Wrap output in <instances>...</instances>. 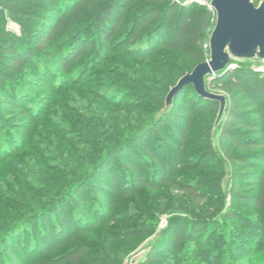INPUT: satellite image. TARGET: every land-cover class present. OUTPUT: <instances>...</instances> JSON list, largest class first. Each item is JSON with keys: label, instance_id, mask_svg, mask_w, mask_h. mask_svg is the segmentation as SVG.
Instances as JSON below:
<instances>
[{"label": "trees", "instance_id": "1", "mask_svg": "<svg viewBox=\"0 0 264 264\" xmlns=\"http://www.w3.org/2000/svg\"><path fill=\"white\" fill-rule=\"evenodd\" d=\"M0 4V90L7 94L3 105L22 112L31 120L34 119V113L21 106V102L27 98L26 95H20V90L12 83L13 79L18 78L13 70L30 64L34 65L36 72L40 74L38 84L44 88L49 86V103L59 97H80L87 99L95 110V114L90 117L84 115L72 117V120L84 130L83 142H86L87 147L82 155V163L76 165L77 169L74 166L68 172L57 169L68 174L67 179L62 181L57 180L56 171L52 169L51 172L54 170V174L50 182L56 186L60 185V189L54 187L50 194L42 197L44 203L34 205V208L24 213V216L16 215L4 225L0 233V249L4 258H0V264H117V261L111 262L104 255H89V248L75 240L76 236L91 233L96 225L105 221L104 210L101 213L103 219L100 218L99 212L93 213L94 219L88 218V215L92 214L89 211L85 212V215L70 213L55 216V219L52 217L48 219V215L56 212L67 197L96 177L116 152L130 148H134V152L127 157L128 161L123 165L125 169L130 170L131 174L126 177L130 180L132 190L129 189V184L122 185L123 176L121 180L119 175H116L118 173L111 172L110 175L103 177V181L98 184V190L93 192V197L99 203L110 193L115 195L120 190L123 196H127L134 194L140 187L154 189L168 187L174 191L190 193L194 198L203 201L204 197L193 189V185L178 183L174 176L176 168L184 163L185 157L182 152L187 147L189 130L194 124L193 109L197 108L198 115L213 111L219 105L213 100L199 96L193 86H185L188 90H193L190 97L189 92L181 96L187 108L186 121L176 123V129L161 136L158 149H153L149 141L142 139L151 134L152 127L163 120L165 115L150 111L146 114L132 112L125 114L124 117L119 111L137 106L129 102L111 103L100 93L88 89L86 83L78 79V76L77 79L64 82L59 79L53 86L49 78L50 76L57 78L58 73L55 75L51 72L52 69H47L46 64L38 59V55L41 58L48 42L57 35L62 34L67 28H75V25L85 20L83 11H90L89 22H92L90 25L97 27L99 36L94 51L97 56L93 63L99 57L105 56L104 60H108L113 53L151 62L161 53L168 51L176 53L188 63V67L180 71L183 74L192 69L194 64L197 65L209 58L208 39L215 24V13L206 6L196 3L187 5L174 0H4L0 1ZM30 4L36 9H28ZM131 7L136 10L128 13ZM4 12H7L9 19L14 21L35 22V27L30 31L33 46L21 43L19 36H10V31L4 26ZM29 14L34 16L31 17ZM88 26L78 29V32L63 43L61 49L58 48L54 55L58 61V70L68 72L72 63L92 51L90 44L82 41L79 44L80 36L85 35ZM117 34L121 37L111 43ZM85 64L87 62L78 68L80 73L88 65ZM102 66L103 63L98 62L91 70L105 67ZM207 78L208 89H220L234 99L219 126L218 143L223 145L225 153L231 155V161L240 169L236 177H240L243 183L240 185L236 182L231 186L233 202H237L238 205L229 209L225 217L239 219L245 226L250 221L241 218L237 210L248 205L258 213V221L261 224L255 226L262 229L260 234L262 237L256 242L261 249H251L252 252H248L251 258L248 256L250 259L247 257L242 261L238 258L236 264H264V73L254 71L249 64H243ZM159 103L162 104L163 100ZM105 108H108L110 113ZM37 118L35 120H38ZM213 119L210 117L208 125H211ZM108 129L113 131L111 135L113 137L107 135ZM164 147L168 150L166 158ZM207 148L201 155L202 161L213 155V147ZM30 151L32 154L29 153L30 156L28 154L27 156L34 161L36 169L40 168L43 163L42 155L34 147ZM145 170L149 176L145 175ZM23 175L13 173L12 184L8 190H13L19 195L33 196L30 193L33 185L22 191L19 189L23 183L30 184ZM37 218L44 222L40 223V228L33 227L25 235H14L17 228L28 225ZM195 218L194 224H200L203 220ZM169 223L172 228L175 226L172 221ZM184 227L185 225L180 226V231L176 232L174 237L167 238L164 248L169 252H173L184 241L186 237ZM187 230L190 238L200 240L201 236L194 235L195 230H199L198 234L202 235V229H195L194 226L191 230L187 227ZM68 244L73 246L49 257ZM235 257L237 256H234V260L233 256L226 257L224 264L235 263ZM160 260L161 257L150 252L144 264H154Z\"/></svg>", "mask_w": 264, "mask_h": 264}, {"label": "rangeland", "instance_id": "2", "mask_svg": "<svg viewBox=\"0 0 264 264\" xmlns=\"http://www.w3.org/2000/svg\"><path fill=\"white\" fill-rule=\"evenodd\" d=\"M174 1L185 3L182 0ZM260 2L261 0H254L255 5ZM191 4L193 3H187V5ZM28 9L35 10L36 7L30 4ZM135 10L131 7L128 13ZM29 15L34 16V14ZM82 15L86 18L85 20L75 25V28H67L62 34L57 35L48 42L41 58L38 55V59L46 64L47 69H52L51 72L55 75L56 72L58 73L57 78L50 76L51 85L55 86L59 79L64 82L77 79L78 76V79L86 83L88 89L97 94L100 93L111 103L129 102L137 106V108L119 111L124 117L125 114H132V112L146 114L150 111L165 115L163 120L152 127L151 134L142 139L149 141L153 149H158L160 137L175 130L176 123L186 121L187 108L181 96L189 92L190 97L193 90L183 87L172 98L169 106L166 104V97L178 80L192 72L196 64L192 69H187L188 72L181 74L180 71L186 69L188 63L176 53L168 51L161 53L151 62L113 53L108 60H104V56L93 63L97 56L94 51L99 39L98 30L94 25H90L92 24L89 22L90 11H83ZM3 17L4 26L10 31V36H19L21 43L33 46V37L30 34L35 27L33 20H31L33 22L14 21L9 19L7 12L3 13ZM86 25H89L88 30L85 35L80 36L79 44L82 42L90 44L92 51L72 63L68 72L58 70V61L54 56L56 51L58 48L61 49L63 43L78 32V29L86 28L84 27ZM118 37L121 36L115 35L111 43L118 40ZM35 61L37 62L36 59ZM86 62L88 65L85 64L87 66H83L84 70L80 73L78 68ZM98 62H102L105 67L91 70ZM243 64H249L254 71L264 73V61L249 59L232 61L235 68ZM13 73L18 78L13 79L12 83L20 90V95L24 94L27 97L23 102L20 101L21 106L33 112L34 119L31 120L22 112L5 107L3 101L7 94L0 90V233L9 220L16 215L24 216V213L31 211L34 205L44 203L42 197L50 194L54 187L56 189L60 186L50 182L54 170L57 180L62 181L67 179L68 174L60 172V169L68 172L82 163V155L87 147L86 142H83L84 130L72 120V117L75 115L90 117L93 113L95 114L94 108L87 99L80 97H59L49 103V86L44 88L38 84L40 74L36 72L34 65L28 64L16 68ZM207 80L208 78H206V87ZM66 89L69 90V88ZM207 90L225 98L223 115L217 121L220 103L215 100L219 106L213 111L196 115L197 108L193 109L195 120L189 130L187 147L182 152L185 157L184 163L176 168L174 176L178 183L193 185V189L204 197L203 201L194 198L190 193L174 191L168 187L158 189L140 187L132 195L123 196L120 190L115 195L110 193L103 202L99 203L93 197V192L98 190V184L103 181V177L110 175L111 172L118 173L116 175L120 178L123 176L122 185L129 184V189L132 190L130 180L126 177L131 174L130 170L125 169L123 165L128 161L127 157L134 152V148H130L116 152L111 161L100 169L96 177L67 197L56 212L48 215V219L70 213L85 215L87 211L92 212L88 218L94 219L93 213L96 212H99L101 218L104 210L105 221L96 225L91 233L76 236L75 240L89 248V255H104L111 262L117 261V264H144L150 252L161 257V260L154 264H224L226 257L233 256L234 260V256H237L235 263L233 262L236 264L238 258L240 261L247 259L248 252H252L251 249H261L256 242L262 237L260 236L262 229L255 226L261 223L258 221V213L251 206L246 205L237 210L241 218L250 221L245 226L239 219L225 217L229 209L238 205L237 202H233L231 186L236 182L240 185L243 183L240 177H236L240 169L231 161V155L225 153L223 145L218 143L219 126L228 108L234 103V99L220 89L207 88ZM161 100H163L162 104L159 103ZM108 108L105 110L110 113ZM37 110L39 112H36ZM36 117L38 120H35ZM210 117L214 119L211 125H208ZM107 135L113 137L111 136L113 131L108 129ZM57 136H59L58 139ZM67 143L68 146H66ZM209 146L213 147V155L202 161L201 155ZM33 147L42 155L43 163L38 169L34 161L27 156ZM165 147L163 149L166 158L168 150ZM52 169H54L53 172H51ZM13 173L24 174L23 176L30 184L23 183L19 189L22 191L33 185L32 190L30 189L33 196L19 195L13 190H8L12 184ZM144 173L149 176L148 171L145 170ZM195 217L203 219L200 224L193 223ZM170 221L175 225L173 228L170 226ZM40 223L43 224V220L34 219L30 224L17 228L14 235H25L33 227L40 228ZM182 225H185L186 237L178 248L169 252L164 248L167 238L174 237ZM194 226L195 229L203 231L200 235L199 230H195L194 236H201L200 240L188 236L187 227L191 230ZM72 246L68 244L64 248H59L60 250L50 254L49 257L62 253ZM0 258H4L1 249ZM217 259L219 261L216 262Z\"/></svg>", "mask_w": 264, "mask_h": 264}, {"label": "water", "instance_id": "3", "mask_svg": "<svg viewBox=\"0 0 264 264\" xmlns=\"http://www.w3.org/2000/svg\"><path fill=\"white\" fill-rule=\"evenodd\" d=\"M209 9L215 13L208 39L209 58L178 80L170 89L166 104L169 106L183 87L191 85L199 96L220 103L218 121L223 115L225 98L207 90L206 78L234 67L232 61H264V0L258 5L254 0H211Z\"/></svg>", "mask_w": 264, "mask_h": 264}, {"label": "built area", "instance_id": "4", "mask_svg": "<svg viewBox=\"0 0 264 264\" xmlns=\"http://www.w3.org/2000/svg\"><path fill=\"white\" fill-rule=\"evenodd\" d=\"M210 1L211 0H186L185 3L186 4L187 3H196V4L206 6L207 8H209L210 7ZM211 11H213V10H211Z\"/></svg>", "mask_w": 264, "mask_h": 264}]
</instances>
